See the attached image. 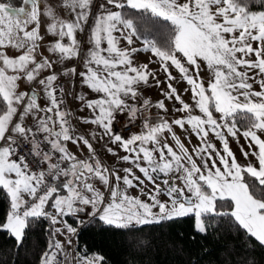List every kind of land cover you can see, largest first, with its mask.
<instances>
[{"label": "snow or ice", "instance_id": "snow-or-ice-1", "mask_svg": "<svg viewBox=\"0 0 264 264\" xmlns=\"http://www.w3.org/2000/svg\"><path fill=\"white\" fill-rule=\"evenodd\" d=\"M159 22L168 26L162 46L147 38ZM139 53L148 61L137 62ZM150 84L162 99L144 97ZM69 98L88 115H76ZM121 115L139 132L118 130ZM74 121L93 127L80 133ZM174 127L198 140L192 152ZM262 137L264 0H0V233L19 249L30 222L47 221L38 264H104L81 255L79 241L96 225L135 233L188 217L198 234L224 229L237 241L222 245L221 264H261ZM97 142L130 167L106 166ZM134 187L147 201L128 194Z\"/></svg>", "mask_w": 264, "mask_h": 264}, {"label": "trees", "instance_id": "trees-1", "mask_svg": "<svg viewBox=\"0 0 264 264\" xmlns=\"http://www.w3.org/2000/svg\"><path fill=\"white\" fill-rule=\"evenodd\" d=\"M3 1L15 5L19 3V0ZM252 10L260 9L253 6ZM167 28L164 22H159L148 29L147 38L162 46L167 40ZM3 206L0 203V209ZM68 220L73 223L72 217ZM192 225L190 217L166 221L135 233L116 229L101 232L100 226L96 225L81 237V255L99 254L104 257V264H221L226 258V250L222 245L237 241L231 239L224 229L210 230L205 236L198 234ZM47 228V221L30 222L23 245L19 249L13 238L7 233H0V264H38V257L48 242ZM141 239L148 243L141 248L133 247ZM262 253L264 250L257 249L255 258L264 264Z\"/></svg>", "mask_w": 264, "mask_h": 264}, {"label": "rangeland", "instance_id": "rangeland-1", "mask_svg": "<svg viewBox=\"0 0 264 264\" xmlns=\"http://www.w3.org/2000/svg\"><path fill=\"white\" fill-rule=\"evenodd\" d=\"M48 2L51 3L52 0H48ZM11 5L12 6H17L15 4H11ZM256 11H258V10H256ZM78 39L83 40V37L78 34ZM121 46H124V42L123 41L121 42ZM136 46L137 47L141 46V41H137ZM254 46H255V44H254ZM149 57H150V54L139 53V54H137V56L135 57V59L139 63H144V62H147L148 61ZM71 63H76V62L74 61V62H71ZM71 63L69 64V66H71ZM151 67L155 69V68L158 67V65L152 64ZM173 74L176 75L175 72H173ZM204 76H205V78L207 77V73L206 72L204 73ZM161 79H163V74H161ZM60 82H62L64 84L65 83L64 78H61ZM185 86L186 85H183L182 84V85L179 86V88L182 90V88L185 87ZM254 87H255L256 90H259L258 85H254ZM21 90H25V88L22 86ZM142 91H144V93H145V98H149L153 102H155L158 99H162V96L160 95L159 90L157 88H155L154 86H152L151 84L149 86H147V87L142 86ZM89 96H90V98H94V94H92V93H89ZM184 98H185L186 101L188 100V96H185ZM166 104H168L167 101H166ZM87 115H88V112H87V114L85 116H87ZM121 117L125 118V116H123V115H121ZM92 127L93 126H91V125H82V129L84 131L83 132H80V129L78 127H77V130H78V132L85 134V132L90 131L92 129ZM174 131L176 132L177 136L180 138L181 142L184 143L185 147L188 148L189 152H192V147L193 146L198 145L199 142H198V140L194 136L191 139V143H189V141L186 138L185 134L182 133L181 130L178 127H174ZM165 137L167 138V142L169 143V145L172 146L174 148V150L179 151L178 149H176L175 141L171 138V136L168 133H165ZM262 138H264V137H262ZM212 139H213V142L214 143H217V147L219 148L220 147L219 143L215 141V138L214 137ZM240 144H244L245 145V148H246V143L243 140V138L240 139ZM230 147H231L232 151L236 154L238 161L241 162V163H244L245 162L244 161V158L240 154L237 144L235 143V141H233L231 139H230ZM98 149H99V151H97V154L99 155L101 161L106 166H107V164L105 163V161L102 158H105L106 160L109 161V163L111 164L110 165V168H112V167H117V168H120V167H130V165H128V164H118L116 158L115 157H112L110 154H108L105 151L104 147L99 146ZM101 152H102V154H101ZM85 154L87 155V152L85 153V151L78 152V155H85ZM125 154L126 153H124L122 151L119 152V155H121V156H123ZM197 163H199V160H197ZM134 172H135V174L137 176H140L141 179L144 178L143 175L138 170L134 169ZM121 175H123V173H121ZM97 186H99V185H97ZM151 187L152 186L147 182V180H145V188H146V190L147 189H150ZM128 194L131 195V196H138V197H140V199L145 200V201H147V199H148L146 195H141L139 188H136V187L128 189ZM161 199H166V197H161ZM68 222L70 224H73V226H75L74 223L70 222L69 220H68ZM57 238L63 240V237H57ZM93 255H96V253H91V254H89L87 256L89 258H91Z\"/></svg>", "mask_w": 264, "mask_h": 264}, {"label": "crops", "instance_id": "crops-1", "mask_svg": "<svg viewBox=\"0 0 264 264\" xmlns=\"http://www.w3.org/2000/svg\"><path fill=\"white\" fill-rule=\"evenodd\" d=\"M4 2V1H3ZM60 83H62V82H60ZM63 84V83H62ZM143 95H144V97H145V93H144V91H143ZM68 103H69V105H70V107L72 108V110L75 112V114L76 115H82V116H85L86 114H87V111L85 110V112H83V113H81L80 111H79V104L78 103H75V102H73L72 100H71V98H69L68 99ZM119 117H121V116H119ZM74 123L76 124V127H78L79 129H80V132H83L84 130L82 129V124H80L79 122H77V121H74ZM78 131V130H77ZM130 132H139V127L138 128H135V129H133V130H131ZM129 132V133H130ZM87 132H85V134H86ZM128 133V134H129ZM127 134V135H128ZM99 146H101V147H103V144H102V142H97V143H94V147L96 148V150L97 151H99V149H98V147ZM68 148H69V150L71 151V152H73L78 158H80V159H85L86 157H87V155L85 154V155H78V152H82V151H85V153L87 152V149L86 148H84L83 147V145H81L79 148L76 146V145H73V144H71L70 142H69V144H68ZM84 153V152H83ZM101 154H102V152H101ZM104 161H105V163L107 164V166L108 167H110V163H109V161L108 160H106L105 158H102Z\"/></svg>", "mask_w": 264, "mask_h": 264}, {"label": "built area", "instance_id": "built-area-1", "mask_svg": "<svg viewBox=\"0 0 264 264\" xmlns=\"http://www.w3.org/2000/svg\"><path fill=\"white\" fill-rule=\"evenodd\" d=\"M118 123L115 125V127L120 130L124 135H127L131 130L138 128V125H133L131 128L125 129L124 125L126 123V118L123 117H118ZM74 241H75V237H73ZM75 246V243L73 245V247Z\"/></svg>", "mask_w": 264, "mask_h": 264}]
</instances>
